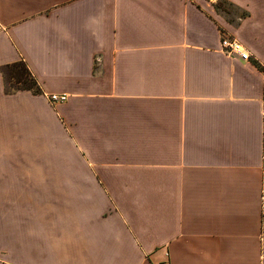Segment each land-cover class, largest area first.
<instances>
[{"label":"crops","instance_id":"obj_1","mask_svg":"<svg viewBox=\"0 0 264 264\" xmlns=\"http://www.w3.org/2000/svg\"><path fill=\"white\" fill-rule=\"evenodd\" d=\"M263 65L264 0H0V264H264Z\"/></svg>","mask_w":264,"mask_h":264},{"label":"trees","instance_id":"obj_2","mask_svg":"<svg viewBox=\"0 0 264 264\" xmlns=\"http://www.w3.org/2000/svg\"><path fill=\"white\" fill-rule=\"evenodd\" d=\"M1 74L5 81L7 93L15 91H30L36 95L41 93L35 79L23 62L4 66L1 69ZM8 83H14L16 86L8 88Z\"/></svg>","mask_w":264,"mask_h":264},{"label":"built area","instance_id":"obj_3","mask_svg":"<svg viewBox=\"0 0 264 264\" xmlns=\"http://www.w3.org/2000/svg\"><path fill=\"white\" fill-rule=\"evenodd\" d=\"M221 51L226 56H238L242 61L250 60V53L244 48L241 43L236 41L235 38H231L228 36H223L221 39ZM264 70V65L262 66ZM47 100L51 104L62 103L66 100V96L63 94H50L46 95ZM161 264H169L168 262H164Z\"/></svg>","mask_w":264,"mask_h":264},{"label":"rangeland","instance_id":"obj_4","mask_svg":"<svg viewBox=\"0 0 264 264\" xmlns=\"http://www.w3.org/2000/svg\"><path fill=\"white\" fill-rule=\"evenodd\" d=\"M14 86H16L14 83H8V84H7V87H8V88H10V87H14ZM49 95H50V94H49ZM63 95H65V94H63ZM65 96H66V95H65ZM66 99H67V97H66ZM64 102H66V100H65ZM62 103H63V102H62ZM57 104H58V103H57ZM57 104H51V103H50L51 106H56Z\"/></svg>","mask_w":264,"mask_h":264}]
</instances>
